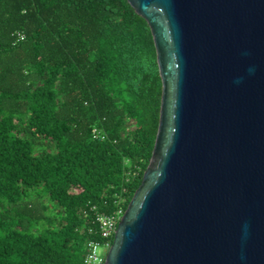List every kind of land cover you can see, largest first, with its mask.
I'll return each mask as SVG.
<instances>
[{
    "label": "trees",
    "instance_id": "obj_1",
    "mask_svg": "<svg viewBox=\"0 0 264 264\" xmlns=\"http://www.w3.org/2000/svg\"><path fill=\"white\" fill-rule=\"evenodd\" d=\"M161 88L127 0H0V264H84L95 213L141 182Z\"/></svg>",
    "mask_w": 264,
    "mask_h": 264
},
{
    "label": "water",
    "instance_id": "obj_2",
    "mask_svg": "<svg viewBox=\"0 0 264 264\" xmlns=\"http://www.w3.org/2000/svg\"><path fill=\"white\" fill-rule=\"evenodd\" d=\"M127 1L162 88L102 264H264V0Z\"/></svg>",
    "mask_w": 264,
    "mask_h": 264
},
{
    "label": "built area",
    "instance_id": "obj_3",
    "mask_svg": "<svg viewBox=\"0 0 264 264\" xmlns=\"http://www.w3.org/2000/svg\"><path fill=\"white\" fill-rule=\"evenodd\" d=\"M97 135L98 132H96V129H94V136ZM123 201L124 199H120L117 202L115 209L110 213H95V217L91 220L92 224H94V228H90L89 231L91 234H96L100 239L89 238L86 241V251L83 259L84 264L103 263L104 256L98 254L97 249L100 246H105L107 249L109 248L111 244L109 239L113 238L117 224L124 212L122 207Z\"/></svg>",
    "mask_w": 264,
    "mask_h": 264
},
{
    "label": "rangeland",
    "instance_id": "obj_4",
    "mask_svg": "<svg viewBox=\"0 0 264 264\" xmlns=\"http://www.w3.org/2000/svg\"><path fill=\"white\" fill-rule=\"evenodd\" d=\"M98 254H100L101 256H105L106 252H107V247L105 246H100L97 249Z\"/></svg>",
    "mask_w": 264,
    "mask_h": 264
}]
</instances>
